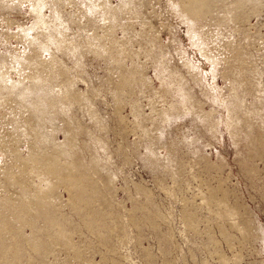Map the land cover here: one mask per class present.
I'll list each match as a JSON object with an SVG mask.
<instances>
[{
  "label": "rangeland",
  "instance_id": "1",
  "mask_svg": "<svg viewBox=\"0 0 264 264\" xmlns=\"http://www.w3.org/2000/svg\"><path fill=\"white\" fill-rule=\"evenodd\" d=\"M0 264H264V0H0Z\"/></svg>",
  "mask_w": 264,
  "mask_h": 264
}]
</instances>
